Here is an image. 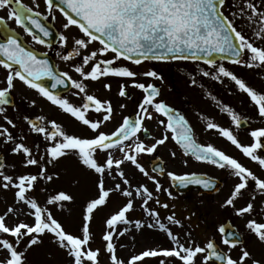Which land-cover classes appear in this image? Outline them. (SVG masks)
Instances as JSON below:
<instances>
[{
    "label": "snow or ice",
    "instance_id": "obj_1",
    "mask_svg": "<svg viewBox=\"0 0 264 264\" xmlns=\"http://www.w3.org/2000/svg\"><path fill=\"white\" fill-rule=\"evenodd\" d=\"M43 4L46 14L21 0H0V10L9 9V20L22 27L35 44L49 48L54 33L40 17L55 22L58 13L63 31L58 34L60 50L56 56L69 65L68 70L61 71L35 48L26 47L0 16V68L5 73L0 80V117L4 121L0 124V139L13 145L11 153L23 157L25 169H36L34 173L10 174L0 159V190L13 193L12 203L0 212V264H29V250L42 244L45 237L64 252L67 264H147L152 259L157 264H264V259L256 258L248 249L243 234L231 222L218 227L219 242L215 236L197 242L191 229L174 231L185 226L174 211L175 205L159 199L162 192L169 199L175 197L158 176L167 175L173 186L194 184L205 190L216 189L215 179L196 172L166 171L158 155L150 168L142 163L171 139L185 157V166L191 158L228 172L235 182L221 207L232 208L245 220L246 233L264 244V127L250 130L252 142L242 143L236 130L248 127L250 118L242 117L211 91H204L218 112L228 116L231 126H222L213 117L200 114L203 130L216 132L235 146L258 165V175L225 150L198 140L186 116L159 99L161 90L151 81H162L160 73L133 67L145 61L202 62L205 67L195 70L200 77L222 85L230 81L238 93L246 95L256 118L264 121V90L250 86L225 63L264 69V0H43ZM108 78L120 81L119 98L132 99L129 87L142 93L135 113L122 115L117 123V111L122 113L127 105L120 103L117 108L110 98L90 91L92 85ZM17 82L74 118L84 132L69 133L55 118L44 115L24 116L29 132L40 138L44 151H40L39 143H26L25 135L17 142L10 130L17 125L6 114L14 105L11 93ZM190 83L197 86L196 76L190 78ZM102 87L109 92L112 89L108 82ZM199 87L204 90L203 84ZM64 90L79 98L80 103L71 102ZM30 105L35 106L36 100L32 99ZM149 121L156 122L159 137L152 134ZM170 156L175 159L176 151ZM62 160L74 166L71 182L79 186L83 179L92 190V195L80 204V221L74 232L54 211L63 212L67 205L76 203L72 192L43 187L44 200L36 195L41 181L50 184L61 179L57 165ZM245 193L248 199L237 206ZM137 209L141 218L133 216ZM161 210L166 214L162 216ZM101 212V243L93 247L91 225ZM145 229L162 235L168 246L147 247L121 257L118 250L127 247L119 242L121 238L131 236L134 240L135 233Z\"/></svg>",
    "mask_w": 264,
    "mask_h": 264
},
{
    "label": "flooded vegetation",
    "instance_id": "obj_2",
    "mask_svg": "<svg viewBox=\"0 0 264 264\" xmlns=\"http://www.w3.org/2000/svg\"><path fill=\"white\" fill-rule=\"evenodd\" d=\"M21 2L29 7H33L34 10L40 11L41 13H45V8L43 4V0H21ZM39 4V8L35 7V4ZM9 9H2L0 10V16L4 17L7 21L8 29L11 31H14L16 36L22 41V43L29 48H35L42 56L43 58H46L49 60L50 63L57 66V68L61 71L68 70L69 65L66 62L61 61L57 56L56 52L60 50L59 44L57 43L58 34L63 31L61 27V21L59 18V14L57 13V20L53 22L50 18L45 20L42 17H40L41 22L44 23L47 27L52 29L53 36L50 38V41L52 43V47H46L44 45H38L35 44L31 38L24 33L22 27H18L14 20H9L7 18ZM46 14V13H45ZM73 33H75V29L72 30ZM39 34V33H37ZM3 32L0 31V38H2ZM95 47V45H93ZM46 53V55H44ZM124 63V62H121ZM154 64H150L149 61H145L141 66H133L138 71H145L148 69H152ZM4 73V70L0 68V80H2V74ZM73 75H75L73 73ZM163 77V76H162ZM142 79V78H141ZM104 82L111 83L112 89L111 91H106L102 84ZM147 82V81H145ZM152 82V81H151ZM166 81H164L165 83ZM189 85H183L181 87H178V89L174 93H170L168 90H165V84L161 80H156L155 84L160 88L161 90V96L159 99H162L167 102L168 105L171 107L181 111L186 118L189 120L190 124L193 126L194 131L196 133V136L200 142H211L217 147L221 148L222 150H225L226 153L234 156L237 158L242 164L252 169L254 172H257V174H261L260 170L258 168V165L254 162L250 161L248 158L243 156V154L235 148V146L231 145L230 142H227L224 138L220 137L218 133L216 132H206L204 131V125L202 121L199 119L200 114H205L204 112H199L195 110H203L205 108H201V106H208V98L205 97L204 92L202 93V97L199 100H196L194 98L196 97V86L191 85L190 80L188 81ZM120 81L117 78H108L107 81H101L98 84L92 85L90 88V91L95 92V94L101 98H110L115 106H117L120 103H125L127 107L123 110L121 113L119 110L117 111L116 118L114 123H117L121 120L122 115H133L136 110V103L142 98V93L134 88L129 87L127 90L131 94L132 99H123L119 98L117 96V89L119 86ZM177 83V82H176ZM175 83V84H176ZM32 93L34 91L27 89L23 85L19 84V82L16 83V87L12 90V98L14 100V105L12 107L8 108V112L13 115L14 122L19 123L21 114H24V116H28L30 118H34L33 115H39L38 110L40 107H42L43 103L46 107L52 108L54 111V114H51L49 119L55 118L58 122H60L69 133H76L81 134L78 131L81 128L79 123L74 120V118L70 117L68 114L61 113L57 108L52 106L49 102L46 100L34 96L32 97ZM37 95V94H36ZM64 95L67 96V98L76 104L80 103L79 98L74 97L72 93L68 90H64ZM32 99L36 100V105L31 106L30 101ZM43 115V114H40ZM46 116V114L44 113ZM206 115V114H205ZM47 117V116H46ZM48 118V117H47ZM148 127L151 130L152 134L154 136L159 137L160 130H157L156 128V122L155 121H149ZM254 126L261 127L262 124L254 123ZM231 126V125H229ZM109 127H112V125H109ZM249 130H236V134L238 136V139L244 143V144H250L252 142L250 136L248 133ZM150 142V141H149ZM165 147L164 154L162 153L161 148ZM176 151L180 155V149L175 144V142L169 141L166 142L164 146H160L158 148V151L156 154H154L151 158H145L142 163H145L146 167L151 166L152 161L155 159V156L158 155L165 163H169V161L166 158V154L168 155V152L170 150ZM170 155V154H169ZM261 155H264V153H261ZM175 160V159H174ZM176 161V160H175ZM174 161V162H175ZM208 177L210 179L216 180V189L215 190H208V195L205 196H198L196 192H191L185 196H183V199H191L194 197H198L200 200H203L205 203V221H206V238L207 240L209 238H212L215 236V239L217 242L220 241V233L218 232V227L220 225H227L229 222H231V225L234 229H236L239 233L243 234V238L247 244L248 249L253 253V255L258 259H264V244H260L254 236L248 235L246 233L245 229V220L237 217L235 213L233 212L232 208L230 207H221L224 200L227 198V196L230 194V190L233 187L234 184V178L229 175L228 172L221 170L219 168H216L212 165H208ZM161 180H168L166 177H163ZM168 182V181H167ZM248 199V193H245V196L243 199H240L237 201V206H240L245 202V200ZM235 255V253H234Z\"/></svg>",
    "mask_w": 264,
    "mask_h": 264
},
{
    "label": "rangeland",
    "instance_id": "obj_3",
    "mask_svg": "<svg viewBox=\"0 0 264 264\" xmlns=\"http://www.w3.org/2000/svg\"><path fill=\"white\" fill-rule=\"evenodd\" d=\"M231 2V0H229V3ZM225 10H228V4L226 3L225 5ZM246 27V26H245ZM226 66L229 67L231 70H233L234 72H236L238 75H240L242 78H244L246 80V82L250 85L253 86L254 88H256L257 90H264V69H258V68H253V69H248V68H242L239 66H235V65H231L228 64L227 62ZM162 65V64H161ZM156 67H160V65L156 66ZM163 67V68H162ZM162 67L160 68L161 71L164 68H167L163 71V74L161 76H163V80L162 82L164 83V81H166L165 84V90H168L170 93H174L178 87H181L183 85H189V82L186 81L187 78L184 77V73L186 74V77L189 75L188 73L181 72V75L178 77L176 75L175 72L171 71V67H176V68H188L190 70H196L198 67H205V65H200V64H185L183 62H174L173 64L170 63L169 65H162ZM152 69H155V66L152 67ZM2 77H4L5 73H1ZM196 74H198V72H196ZM156 80H153L152 82H155ZM177 82V83H176ZM176 83V84H175ZM206 84V82H204ZM202 83V84H204ZM208 91H211L213 94H215L221 101L226 99L227 104L231 105L230 103H228V100H232V97H230L229 95L235 94L237 93V91L234 89L232 83L230 81H226L225 84H219L213 81L208 80ZM19 84H21L19 82ZM22 85V84H21ZM198 85V84H197ZM201 90V89H200ZM225 94H227L226 96H224ZM33 96H37L36 93H32ZM202 97V94L200 96H198V98H194L196 100H199ZM238 107H234L236 108L235 111L239 112L240 115L242 117H249L252 118L253 116L256 117V113L254 111V108L250 105L248 98L246 96H243L242 94H240L238 96ZM51 107V106H50ZM49 106L46 107L43 103L42 107H40V109L38 110L39 115L44 113L46 114V116L48 118H50L51 114H54V110L52 108H50ZM201 108H208V115L213 117L214 120L216 122H224L223 120L219 119V117L222 115L221 113L218 112V109L216 107V105L210 101V99H208V107L206 106H201ZM195 111H199V110H195ZM201 112V111H199ZM9 117H10V113L7 112L6 113ZM35 116V115H33ZM45 116V115H44ZM11 118V117H10ZM230 122V119H229ZM259 122L264 124V121L259 120ZM3 118L0 117V124H3ZM262 124V126H263ZM16 128L14 129H10L13 134L17 137V142H19V137L21 135H25L27 136V140L25 141L26 143H28L30 146L33 144V142L35 143H39L41 144V149L40 151L43 152L44 148H43V143L40 140V138L36 137L34 134H31L29 132L27 123L25 122V120H22V122H20V124L16 123ZM255 127V126H254ZM78 132L83 133L84 129H80ZM11 145L10 144H4L2 142V139H0V152L5 156V164L7 166V171L10 174L13 173H21V172H26V171H31V172H35L36 169L34 167L29 168V169H25L22 164L21 161L23 159L22 156L19 155H14L11 153ZM162 153L164 154L165 152V147L161 148ZM172 150H170L166 154V158L169 161L168 171H173L175 173H183V172H190V171H198L199 167L197 166V164L189 162V164L187 166H185L182 163V160L184 159L183 156H179V161L177 160V158L174 160L169 154L170 152H172ZM175 161V162H174ZM13 165H15V168L13 169ZM57 169L60 171L61 173V179L56 180L50 184H46L45 182L41 181L36 188V195L40 198L41 201L44 200L45 198V192L42 191L43 187H47L48 191H52L53 189H57V188H63L66 189L70 192H72L75 196H76V203L75 204H69L65 207L64 211L61 212L60 209H54L56 215L65 223V227L69 230V231H76L77 225L79 224L80 221V212H81V208H80V204L90 195H92V190L90 185L87 184V182L85 180L82 179L81 184L79 186H77L75 183L71 182V176L74 174L73 169L74 166L71 164L70 161H61L60 164L57 165ZM49 171L51 172L52 169L51 167L49 168ZM136 179H142V177L137 176ZM149 184V187H152L151 182H147ZM12 197H13V193L11 191L8 192H4L2 190H0V212H3L5 209L6 204H11L12 203ZM159 199L161 200V202H167L169 205H175V208H179V207H184V201L181 202H177L176 199L171 200L168 198V196L165 193H160L159 194ZM113 201H115V197L113 198ZM188 211L190 209V204L187 205ZM111 207V205H110ZM192 212L196 213V216H200V214L203 213V204H201V202L199 203V201H196L194 199L193 202V208L190 209ZM106 211V210H105ZM176 212V211H175ZM138 213H141V211L139 209L136 210L135 213H133V216L136 215V218H141V215H137ZM142 214V213H141ZM166 212L165 210H161V215H165ZM104 215V212L98 213L96 216V219L93 221L92 225H91V230L95 236V242L92 245L93 247H97L100 245L101 241H100V233L103 230V226H102V217ZM176 215L179 219H181L184 223V229H174V231L177 232H181V231H185L188 230V228L192 229L195 233H196V238L194 237V234L192 233V236L197 240V242H206L205 238L204 240L201 239V236L199 234V231L201 230V228H204V223H202L201 221H199L200 223H198L195 218L192 219V223H196L197 227L194 229V227L191 224V221L188 219H185L186 216H184L183 212H181L180 210L176 212ZM26 219V218H25ZM200 229V230H199ZM204 234V231H202ZM202 237H204V235H202ZM120 243L126 244L127 247H125L122 250H118V254L121 257L127 258L131 253L133 252H139L141 250H143L144 248L147 247H155L157 245H161V246H168L167 241L163 238L162 235H160L159 233L153 232L151 230L145 229L142 233H135V239L133 240L131 236H125L123 238H121V240L119 241ZM28 261L29 264H67V257L64 254V252L62 250H59L55 245H53L50 242V239L48 237H45L43 240L42 244H39L37 246H34L33 249L29 250L28 252ZM147 264H157V261L152 259V260H148Z\"/></svg>",
    "mask_w": 264,
    "mask_h": 264
},
{
    "label": "water",
    "instance_id": "obj_4",
    "mask_svg": "<svg viewBox=\"0 0 264 264\" xmlns=\"http://www.w3.org/2000/svg\"><path fill=\"white\" fill-rule=\"evenodd\" d=\"M0 159H2L4 161V159H3V157L1 155H0ZM174 187L177 189V191H179L181 193H184L187 190H190V189H193V188H200L201 192H206L207 191V190L201 188L199 185H194V184H189L186 187H180L178 185L174 186Z\"/></svg>",
    "mask_w": 264,
    "mask_h": 264
}]
</instances>
